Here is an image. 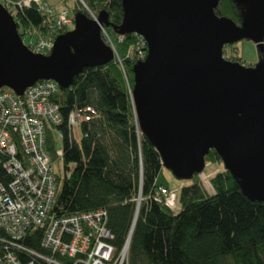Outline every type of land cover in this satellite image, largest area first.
<instances>
[{"label":"trees","instance_id":"1","mask_svg":"<svg viewBox=\"0 0 264 264\" xmlns=\"http://www.w3.org/2000/svg\"><path fill=\"white\" fill-rule=\"evenodd\" d=\"M84 1L94 14H105L111 26L104 28L116 57L99 66L83 67L66 87L58 86L52 97L62 121L59 126L45 125L43 148L51 168L55 161H61L62 173L52 168L50 211L69 215L105 210L114 255L133 222L125 264H264V204L247 197L228 170L221 167L208 178L210 193L203 188L199 173L187 177L191 182L179 189L177 211L155 193L159 186L170 189L160 174L158 152L137 125L131 100L132 67L140 60L142 46L134 33L118 34L112 28L122 18L121 0ZM237 4L234 0H218L213 13L240 26L242 16ZM36 5V0L22 2L18 29L41 28L43 17ZM77 13L88 18L84 10L72 8V15ZM70 29L61 28L59 33ZM256 45L264 48V33ZM142 51L145 55V48ZM224 52L222 48V56ZM223 58L246 66L255 64L229 55ZM72 109L78 118L72 128H67V114ZM75 129L80 133L78 140L74 138ZM56 138L61 140L60 156L55 155ZM213 162L220 159L209 149L204 164ZM7 179L0 165V180ZM32 233L20 245L32 253H43L40 231ZM5 246L0 242V248Z\"/></svg>","mask_w":264,"mask_h":264},{"label":"water","instance_id":"2","mask_svg":"<svg viewBox=\"0 0 264 264\" xmlns=\"http://www.w3.org/2000/svg\"><path fill=\"white\" fill-rule=\"evenodd\" d=\"M218 0H121L118 34L134 33L145 56L132 67L131 100L138 127L176 177L200 173L213 149L250 199L264 204V63L222 58V47L242 38L260 42L264 0L246 6L240 26L217 17ZM98 23L111 26L103 12ZM112 59L98 24L77 13L50 51L30 52L0 6V87L19 95L37 80L66 87L83 67Z\"/></svg>","mask_w":264,"mask_h":264},{"label":"built area","instance_id":"3","mask_svg":"<svg viewBox=\"0 0 264 264\" xmlns=\"http://www.w3.org/2000/svg\"><path fill=\"white\" fill-rule=\"evenodd\" d=\"M23 1L0 0V6L12 18L16 30ZM36 1V10L43 17L41 28L28 26L22 29L19 26L18 29L22 44L30 52L47 54L54 38L60 34L59 29L73 28L72 8H77L84 10L88 18L98 24L100 37L116 57L110 36L84 0H60L58 9L46 0ZM24 35L28 37L26 42L22 40ZM137 36V44L142 46L138 57L142 60L145 42ZM224 53L222 57L227 56ZM57 87L50 79L35 81L19 95L0 87V165L8 175L6 181L0 180V242L6 244L0 248V264H125L133 222L120 250L114 255L105 210L69 215L50 211L54 178L43 142L45 125L59 126L62 121L58 106L52 100ZM77 118V111L70 110L67 128H72ZM16 144L21 150L20 157L16 155ZM55 155L60 156L61 149L55 150ZM155 193L164 198L167 206H175L173 193L165 187H157ZM137 203L138 199L134 215ZM36 230L41 233L39 244L43 253H32L20 245L25 236H32Z\"/></svg>","mask_w":264,"mask_h":264},{"label":"rangeland","instance_id":"4","mask_svg":"<svg viewBox=\"0 0 264 264\" xmlns=\"http://www.w3.org/2000/svg\"><path fill=\"white\" fill-rule=\"evenodd\" d=\"M50 5H56L58 9L60 7V0H46ZM238 10L240 15L243 17L245 14L246 6L242 4H237ZM104 26V25H103ZM69 29V28H68ZM28 39L27 35L22 36V40L26 42ZM224 50L227 55L232 56L235 59H239L244 63H264V48L257 47L256 43H254L250 38H242L234 43L224 45ZM80 137V133L78 129L74 130V138L78 140ZM61 149V140L59 138L55 139V150L58 151ZM215 164L217 167L214 170L215 165H210L206 163L203 170L199 173L200 181L202 182V186L207 193L212 192V188L208 182V178L217 170L221 169L222 164L219 163H212ZM52 168L54 172L61 174L62 173V166L61 161H55L53 163ZM211 168V169H210ZM160 174L162 179L166 182L167 186L169 187L170 191L174 195V204L173 207L174 211H177L179 208V201H178V192L181 186L188 185L191 182L190 178L186 177H176L172 174V172L166 168L164 165L160 168Z\"/></svg>","mask_w":264,"mask_h":264},{"label":"crops","instance_id":"5","mask_svg":"<svg viewBox=\"0 0 264 264\" xmlns=\"http://www.w3.org/2000/svg\"><path fill=\"white\" fill-rule=\"evenodd\" d=\"M209 164H210V165H215V164H212V163H209ZM216 167H217V166L215 165L213 169H211V168H210V169H211V170H214V169H216Z\"/></svg>","mask_w":264,"mask_h":264}]
</instances>
